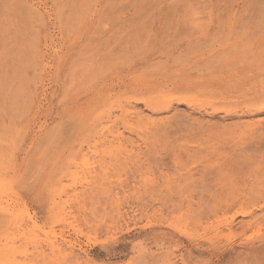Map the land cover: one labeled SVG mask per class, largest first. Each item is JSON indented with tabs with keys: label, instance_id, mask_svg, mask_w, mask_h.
<instances>
[{
	"label": "rangeland",
	"instance_id": "rangeland-1",
	"mask_svg": "<svg viewBox=\"0 0 264 264\" xmlns=\"http://www.w3.org/2000/svg\"><path fill=\"white\" fill-rule=\"evenodd\" d=\"M0 264H264V0H0Z\"/></svg>",
	"mask_w": 264,
	"mask_h": 264
},
{
	"label": "bare ground",
	"instance_id": "bare-ground-1",
	"mask_svg": "<svg viewBox=\"0 0 264 264\" xmlns=\"http://www.w3.org/2000/svg\"><path fill=\"white\" fill-rule=\"evenodd\" d=\"M148 84H149V83H145L144 86H145V85H148ZM146 87H147V86H146ZM137 88L139 89V87H137ZM149 88H150V87H149ZM140 89H141V88H140ZM178 100H179V98H178ZM143 101L145 102V104H147V103H146V100H143ZM261 158H263V155L261 156Z\"/></svg>",
	"mask_w": 264,
	"mask_h": 264
}]
</instances>
